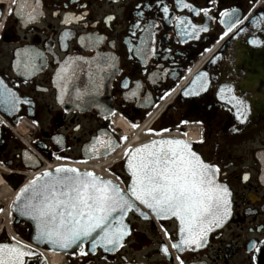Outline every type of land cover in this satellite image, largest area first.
<instances>
[{"label": "flooded vegetation", "instance_id": "obj_1", "mask_svg": "<svg viewBox=\"0 0 264 264\" xmlns=\"http://www.w3.org/2000/svg\"><path fill=\"white\" fill-rule=\"evenodd\" d=\"M21 3L0 0V174L11 187L48 163H95L114 156L127 140L112 120L115 113L138 126L179 91L153 130L189 124L203 129V137L191 134L187 141L218 168L216 177L231 194L230 219L209 232L200 248H172L180 239L179 222L157 218L140 205L146 215L129 214L131 232L118 251L93 252L83 245V251L59 253L58 264H179L177 256L183 264H264V0H182L180 5L176 0H24L20 8ZM225 10L242 21L227 35L220 17ZM29 13L35 18L29 20ZM178 17L207 31L191 35ZM70 60L94 80L91 109H72L64 98L60 80ZM26 62L32 66L25 68ZM201 71L207 73L206 87L200 90L198 83L195 94L185 95ZM225 85L231 92L221 99ZM231 96L246 103L241 119ZM84 125L92 127L80 134ZM97 137L111 139L112 149L97 145L94 155L90 146ZM125 165L122 161L112 172L128 184ZM44 258L24 259L48 264Z\"/></svg>", "mask_w": 264, "mask_h": 264}, {"label": "snow or ice", "instance_id": "obj_2", "mask_svg": "<svg viewBox=\"0 0 264 264\" xmlns=\"http://www.w3.org/2000/svg\"><path fill=\"white\" fill-rule=\"evenodd\" d=\"M176 3L180 5L182 0H176ZM24 6L22 0L20 8ZM183 7L192 8L189 4H183ZM162 10L166 14L169 11L166 5ZM201 11L208 13V9ZM235 11L233 9L232 13ZM232 13L228 10L220 13L221 23L227 28L224 35L242 22L239 17L233 19ZM34 18L29 13L28 19ZM176 19L185 29L192 30L191 35L198 36L199 32L207 31L205 27L194 25L186 18ZM184 34L189 33L185 31ZM250 42L257 43L255 40ZM141 51L137 49L138 53ZM31 66L30 62L25 63V68ZM206 77V72L197 73L185 95L190 92L195 94L194 86L198 83L200 90H204ZM226 90L231 92L230 86H221V99L225 98L222 94ZM229 101L237 107L238 119L246 115L243 112L246 103L242 99L231 96ZM97 145L111 150L113 141H103L97 137L96 142L90 146L94 155L99 154ZM125 157L130 174V182L125 188L116 182L119 177L114 181L102 178L93 171L81 172L77 168L63 165L57 166L54 171L45 170L22 188L16 195V201L22 202L17 210L37 222V235L34 239L38 242L47 241L60 249L77 245L83 251V244L87 241L93 250L102 246L108 251V245L114 250L127 235L128 226L123 218L128 211L135 209L141 216L146 215L135 203L139 202L157 218H175L179 222L180 239L171 245L172 248H200L207 242L208 233L219 228L230 215L231 194L226 185L217 182L218 168L205 163L191 151L186 141L175 138L153 139L130 147ZM26 248V245L19 242L0 244V264H26L24 258L35 255ZM162 251L167 253V247H162ZM176 259L179 264H183L179 256Z\"/></svg>", "mask_w": 264, "mask_h": 264}, {"label": "bare ground", "instance_id": "obj_3", "mask_svg": "<svg viewBox=\"0 0 264 264\" xmlns=\"http://www.w3.org/2000/svg\"><path fill=\"white\" fill-rule=\"evenodd\" d=\"M174 96L175 93L170 95V97L164 103H162L161 107L139 127L135 128L130 123H127L126 120L125 122L121 117L116 116V118L114 119L116 122L115 125L124 128L125 134L127 136V140L114 156L95 163H89V162L74 163L67 161L66 162L56 161L53 163H48L46 166L38 169L37 171L28 173L25 178V184L27 185L30 181H33L45 170L52 171L59 165L77 168L80 171H93L96 175L102 178L113 179L115 181V177L112 175L111 169L114 168L119 163H121L122 161H124V159L126 158L125 152L130 147L137 146L141 143H147L158 137L183 138L187 140L188 138L191 137L190 136L191 134H195L196 137L200 134L202 135V131L200 127L197 126H188L186 128V131L177 130L175 132H167L162 135H158L157 133L152 132V130L149 131V129H152L158 117L164 111L165 106H167L173 100ZM24 126L26 128L30 127L31 129L34 130L36 128L29 125H24ZM6 172H8V170H6ZM18 192L19 190H16L14 187L12 188L0 174V208H1L0 230L5 232L7 236H10L12 240L21 242L32 249H38V247H36L34 244L20 238L17 235L16 231L14 230L13 227L14 223L11 221L13 218L12 206H13V201L16 198ZM39 250L41 254L46 258L48 264H58L57 262L58 254L62 252H55L51 250L47 251L41 248H39Z\"/></svg>", "mask_w": 264, "mask_h": 264}, {"label": "water", "instance_id": "obj_4", "mask_svg": "<svg viewBox=\"0 0 264 264\" xmlns=\"http://www.w3.org/2000/svg\"><path fill=\"white\" fill-rule=\"evenodd\" d=\"M67 65L68 66H67L66 71L63 75V78L60 81L63 85V90L65 91L64 98L66 99L68 106L71 107L72 109H81V108L91 109L92 108V99H93V95L91 94V90L94 89V80L92 79V77L90 75H87L85 73H79V71L77 70L79 63L76 60L68 61ZM171 138L172 137H160V138H156V140L171 139ZM175 139H182V140L186 141L183 138H175ZM187 143L190 145L191 151H193L192 150V143H190V142H187ZM193 152H195V151H193ZM125 162H126V159H125ZM42 167H44V165L37 168L36 170H38ZM125 170L129 174L126 165H125ZM52 171H54V170H52ZM81 172H83V171H81ZM106 179H108V178H106ZM216 180L218 183H220L218 181L217 177H216ZM25 186H26L25 180H23L18 185H16L14 188L19 189L21 187L24 188ZM229 199H230V204H231V196L229 197ZM20 203H22V202H17L15 199L13 207H12V210L14 213V220L17 221L18 219H20V220H23L28 225H30L31 232H30V236H29V242H31L32 244H34L38 247H46V248L53 250L55 252H62V253H70V252L76 251L77 249L80 248V247H77V245H73L71 248H68V249H60V248H56V247L51 246L50 244H48L47 241L38 242L37 240H35L34 237L37 235V222L34 219H32L30 216L22 215L17 210ZM135 203L140 208L139 202H135ZM132 211H135L138 215H140L139 212H137L135 209H132V210L128 211L126 216H124L123 221L128 226L127 227V235L124 236L123 240L120 243V246L116 247L114 250H111V245H108L109 250L106 251L105 248L102 246H97V248L95 250H93L92 245L87 241H85L83 245H88V249L90 251H93V252L97 251L98 249H101L104 252L109 253V254H113L116 251H118L122 247V245L124 244L125 240L127 239V237L129 236V234L131 232V224L128 222L127 218ZM140 211H142V210L140 209ZM231 213H232V204H231V208H230V215L228 216V218L224 221V223L222 225H224L230 219ZM214 229H216V228H214ZM17 242L18 241L12 240L9 236V239L1 242L0 244H16ZM19 243L21 245H24L21 242H19ZM26 250L37 254L29 246H27ZM138 264H142V263H138Z\"/></svg>", "mask_w": 264, "mask_h": 264}, {"label": "rangeland", "instance_id": "obj_5", "mask_svg": "<svg viewBox=\"0 0 264 264\" xmlns=\"http://www.w3.org/2000/svg\"><path fill=\"white\" fill-rule=\"evenodd\" d=\"M91 127H92V125H84L82 131L80 132V134H83L84 131H88ZM13 227H14V230L16 231L17 235L20 238H22L23 240H27V238L23 235L22 232H24L25 234H30V232H31L30 225H27L23 220L18 219L14 223Z\"/></svg>", "mask_w": 264, "mask_h": 264}, {"label": "trees", "instance_id": "obj_6", "mask_svg": "<svg viewBox=\"0 0 264 264\" xmlns=\"http://www.w3.org/2000/svg\"><path fill=\"white\" fill-rule=\"evenodd\" d=\"M22 233L27 239L29 238V234H25L24 232H22ZM2 237H5V233L2 234Z\"/></svg>", "mask_w": 264, "mask_h": 264}]
</instances>
